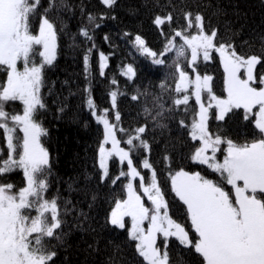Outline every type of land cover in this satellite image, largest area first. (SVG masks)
I'll use <instances>...</instances> for the list:
<instances>
[{"label":"snow or ice","instance_id":"obj_1","mask_svg":"<svg viewBox=\"0 0 264 264\" xmlns=\"http://www.w3.org/2000/svg\"><path fill=\"white\" fill-rule=\"evenodd\" d=\"M100 4L93 10L83 0H0V264H58L70 212L77 227L96 231L90 212L53 191L52 153L43 142L45 116L66 107L51 100L48 76L67 26L60 13L77 7L81 22L72 39L81 37L83 91L100 133L94 178L110 189L99 227L124 236L109 242L103 264H174L176 249L189 258L182 264H264V36L258 49L238 43L213 23L211 4L178 9L176 0H148L155 39L140 29L119 36L168 70L153 90L151 82L137 83L134 63L116 67L119 45L102 30L117 19L118 0ZM212 61L222 69L219 93L207 71ZM94 63L108 82L104 106L94 95ZM234 118L244 131H233ZM98 195L91 191L90 210ZM87 247L98 253L99 237Z\"/></svg>","mask_w":264,"mask_h":264},{"label":"trees","instance_id":"obj_2","mask_svg":"<svg viewBox=\"0 0 264 264\" xmlns=\"http://www.w3.org/2000/svg\"><path fill=\"white\" fill-rule=\"evenodd\" d=\"M71 3L79 4L80 0H70ZM93 10H100V0H83ZM148 0H118L119 7L116 10V20L106 21L107 27L102 31H108L112 35L113 41L119 45L115 49V64L119 67L120 61L134 63L138 69L139 80L137 83L146 86L151 82L152 89L155 90L159 81L165 78L168 70L155 65L143 58L142 54H137L131 50L119 36L121 30H142V34L149 41L155 39V33L151 30L150 17L152 13L144 7ZM178 9L180 4L196 3L202 5L211 4L207 8L208 14L212 16L214 24L219 25L221 30L230 29L228 35L235 34L238 43L247 42L255 48H259L260 38L264 36V0H176ZM106 7V6H105ZM61 16L66 21L64 35L61 37V48L57 57V63L48 73L49 78L54 81L53 94L51 100H60L66 104L63 113L56 112L55 108L45 116V127L48 129L44 137L45 146L52 153L53 160V191L60 189L62 196L68 197L73 203H77L78 209L90 212L94 217L92 227L95 232L87 230L85 227H77L73 213H69L68 227L65 243L60 247L58 264H103L107 259V253L112 251L110 241L121 243L124 241L123 230L113 232L111 228L100 229L104 224L105 210L109 208L110 198L106 196L110 190L108 187H98L95 174L99 167L97 142L100 138L99 129L94 118L90 117L86 104V94L83 87L86 86V77L82 63L83 45L81 37L77 35L75 43L72 34L77 31V24L81 22L79 8L75 12H61ZM101 32L97 33V42L104 46L107 51L108 46L101 40ZM96 65L93 64V71L90 74L97 103L102 106L108 103L106 93L108 92V82L96 75ZM207 71L215 73L216 89L220 91V75L222 69L214 62L208 63ZM67 80L69 83L64 84ZM168 82L172 79L169 76ZM123 84V80H121ZM71 90L72 95H69ZM59 94V95H57ZM126 109L129 107L128 101L122 105ZM242 111V110H237ZM191 115V113H189ZM233 131H244L243 121L233 119L229 122ZM175 134V133H174ZM2 142V134H0ZM88 177L86 180L85 178ZM13 182H18L19 175L11 177ZM71 186V187H70ZM98 191L99 195L96 204L91 210L88 203L91 198V191ZM85 191L88 192L87 197ZM119 189L117 188V192ZM178 209V206H175ZM99 237L98 253L91 252L88 245ZM108 245L106 248L105 246ZM126 258H131V247L123 249ZM91 253V254H89ZM174 264H182L189 258L180 249L170 252Z\"/></svg>","mask_w":264,"mask_h":264}]
</instances>
